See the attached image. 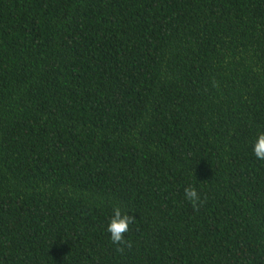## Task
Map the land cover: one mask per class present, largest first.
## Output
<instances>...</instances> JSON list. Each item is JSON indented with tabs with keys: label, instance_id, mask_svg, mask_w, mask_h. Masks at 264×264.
<instances>
[{
	"label": "trees",
	"instance_id": "obj_1",
	"mask_svg": "<svg viewBox=\"0 0 264 264\" xmlns=\"http://www.w3.org/2000/svg\"><path fill=\"white\" fill-rule=\"evenodd\" d=\"M261 131L264 0H0V264H264Z\"/></svg>",
	"mask_w": 264,
	"mask_h": 264
},
{
	"label": "clouds",
	"instance_id": "obj_2",
	"mask_svg": "<svg viewBox=\"0 0 264 264\" xmlns=\"http://www.w3.org/2000/svg\"><path fill=\"white\" fill-rule=\"evenodd\" d=\"M252 154L257 161L264 162V131L259 132L252 141ZM183 197L194 211H198L207 202L206 194H203L202 190L192 183L183 188ZM111 207L112 214L106 230L110 234L111 244L116 246L115 251L125 254L133 247V241L128 239L126 234L138 221L133 215L128 214L131 210L121 206L120 203H114Z\"/></svg>",
	"mask_w": 264,
	"mask_h": 264
}]
</instances>
